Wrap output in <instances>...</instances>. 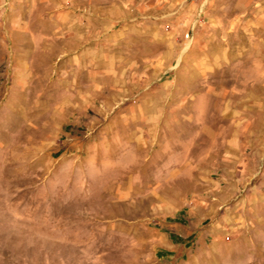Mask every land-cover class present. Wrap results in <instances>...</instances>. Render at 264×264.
<instances>
[{"label": "rangeland", "instance_id": "obj_1", "mask_svg": "<svg viewBox=\"0 0 264 264\" xmlns=\"http://www.w3.org/2000/svg\"><path fill=\"white\" fill-rule=\"evenodd\" d=\"M0 264H264V0H0Z\"/></svg>", "mask_w": 264, "mask_h": 264}]
</instances>
